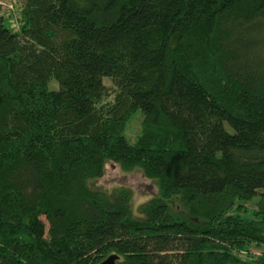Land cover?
Wrapping results in <instances>:
<instances>
[{
	"label": "trees",
	"instance_id": "trees-1",
	"mask_svg": "<svg viewBox=\"0 0 264 264\" xmlns=\"http://www.w3.org/2000/svg\"><path fill=\"white\" fill-rule=\"evenodd\" d=\"M11 12L0 264H264V0H22L15 30ZM107 161L158 194L92 188Z\"/></svg>",
	"mask_w": 264,
	"mask_h": 264
},
{
	"label": "rangeland",
	"instance_id": "rangeland-1",
	"mask_svg": "<svg viewBox=\"0 0 264 264\" xmlns=\"http://www.w3.org/2000/svg\"><path fill=\"white\" fill-rule=\"evenodd\" d=\"M21 1L22 0H0L2 11L5 12V15H8L10 11L13 13L11 25H9L13 30L17 29V8ZM102 82L107 92L104 101L112 100L116 92L115 85L109 78L102 79ZM48 86L49 88H56L57 83L55 80H51ZM141 119L142 114L140 110H138L126 125L124 134L131 143L135 142L137 136L140 134ZM118 185L128 186L133 190V207L158 194L155 181L144 176L140 169L134 168L132 170H125L117 163L111 161L105 163L103 175L90 182L92 188H103L106 190ZM251 250L258 252V250L253 248Z\"/></svg>",
	"mask_w": 264,
	"mask_h": 264
},
{
	"label": "water",
	"instance_id": "water-1",
	"mask_svg": "<svg viewBox=\"0 0 264 264\" xmlns=\"http://www.w3.org/2000/svg\"><path fill=\"white\" fill-rule=\"evenodd\" d=\"M114 260H115V256H108L107 258L99 262L98 264H115Z\"/></svg>",
	"mask_w": 264,
	"mask_h": 264
}]
</instances>
